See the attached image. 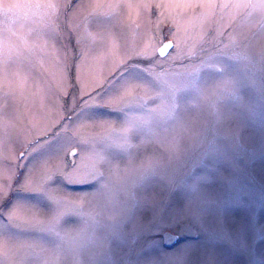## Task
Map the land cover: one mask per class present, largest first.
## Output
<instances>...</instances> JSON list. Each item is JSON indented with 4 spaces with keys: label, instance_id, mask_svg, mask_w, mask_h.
<instances>
[{
    "label": "rangeland",
    "instance_id": "obj_1",
    "mask_svg": "<svg viewBox=\"0 0 264 264\" xmlns=\"http://www.w3.org/2000/svg\"><path fill=\"white\" fill-rule=\"evenodd\" d=\"M0 264H264V0H0Z\"/></svg>",
    "mask_w": 264,
    "mask_h": 264
},
{
    "label": "water",
    "instance_id": "obj_2",
    "mask_svg": "<svg viewBox=\"0 0 264 264\" xmlns=\"http://www.w3.org/2000/svg\"><path fill=\"white\" fill-rule=\"evenodd\" d=\"M170 46V42H166L164 41L163 43H161L156 51L159 55H162L164 54L165 51H167V49L169 48ZM74 150L71 149L70 153H72ZM174 238H175V235L172 234V233H169L168 231H164L162 233V243L165 244V245H169L171 244L173 241H174Z\"/></svg>",
    "mask_w": 264,
    "mask_h": 264
},
{
    "label": "flooded vegetation",
    "instance_id": "obj_3",
    "mask_svg": "<svg viewBox=\"0 0 264 264\" xmlns=\"http://www.w3.org/2000/svg\"><path fill=\"white\" fill-rule=\"evenodd\" d=\"M163 232V231H162ZM162 232L160 233V241H161V244H162V238H161V234H162ZM174 244V243H173ZM163 245V244H162ZM163 246H165V247H169V246H166V245H163ZM173 246V245H172Z\"/></svg>",
    "mask_w": 264,
    "mask_h": 264
}]
</instances>
